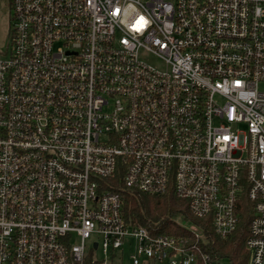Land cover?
Masks as SVG:
<instances>
[{"label":"built area","instance_id":"built-area-1","mask_svg":"<svg viewBox=\"0 0 264 264\" xmlns=\"http://www.w3.org/2000/svg\"><path fill=\"white\" fill-rule=\"evenodd\" d=\"M9 2L0 264L219 263L125 223L119 172L146 194L170 188L222 238L245 197L249 264H264V0Z\"/></svg>","mask_w":264,"mask_h":264},{"label":"trees","instance_id":"trees-1","mask_svg":"<svg viewBox=\"0 0 264 264\" xmlns=\"http://www.w3.org/2000/svg\"><path fill=\"white\" fill-rule=\"evenodd\" d=\"M122 176L123 172L115 174L111 179L113 186L111 188L121 195L125 223L144 226L154 235L173 234L186 237L202 252L208 253L212 260L218 262L226 259L228 264H249L245 239L248 234L251 209L245 197L239 208L237 227L227 238H222L215 233L209 219L193 216L188 210V202L177 198L170 188L161 195L146 194L127 187L121 179ZM185 223L201 227L203 240H196L191 231L184 226ZM78 264H100V261L88 255Z\"/></svg>","mask_w":264,"mask_h":264},{"label":"rangeland","instance_id":"rangeland-1","mask_svg":"<svg viewBox=\"0 0 264 264\" xmlns=\"http://www.w3.org/2000/svg\"><path fill=\"white\" fill-rule=\"evenodd\" d=\"M0 9L4 13V9L7 11V4L2 3L0 0ZM0 15V55L5 53L9 48L10 38H11V21L8 23L7 19H9V11ZM141 58L144 59L146 62L150 63L151 65L159 68L162 67V64L159 60L154 58L150 54L141 53ZM260 88L264 90V84L260 85ZM218 264H228V261L226 259L221 260Z\"/></svg>","mask_w":264,"mask_h":264},{"label":"flooded vegetation","instance_id":"flooded-vegetation-1","mask_svg":"<svg viewBox=\"0 0 264 264\" xmlns=\"http://www.w3.org/2000/svg\"><path fill=\"white\" fill-rule=\"evenodd\" d=\"M1 2L4 4V3H6L7 4V8H8V10L7 11H9V7H10V2H9V0H1ZM5 9H4V13H6L7 12ZM1 9H0V15H1ZM4 13L2 12V14L4 15ZM7 21H8V23H10V21H11V17H10V14H9V19H7Z\"/></svg>","mask_w":264,"mask_h":264}]
</instances>
